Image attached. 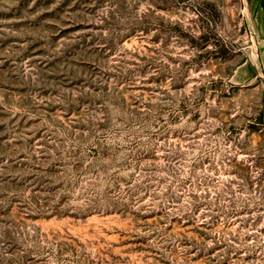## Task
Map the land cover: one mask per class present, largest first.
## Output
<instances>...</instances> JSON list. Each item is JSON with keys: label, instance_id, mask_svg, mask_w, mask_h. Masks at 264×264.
Masks as SVG:
<instances>
[{"label": "rangeland", "instance_id": "374dc122", "mask_svg": "<svg viewBox=\"0 0 264 264\" xmlns=\"http://www.w3.org/2000/svg\"><path fill=\"white\" fill-rule=\"evenodd\" d=\"M0 264H264V0H0Z\"/></svg>", "mask_w": 264, "mask_h": 264}, {"label": "crops", "instance_id": "0c3cea01", "mask_svg": "<svg viewBox=\"0 0 264 264\" xmlns=\"http://www.w3.org/2000/svg\"><path fill=\"white\" fill-rule=\"evenodd\" d=\"M243 66V65H242Z\"/></svg>", "mask_w": 264, "mask_h": 264}]
</instances>
